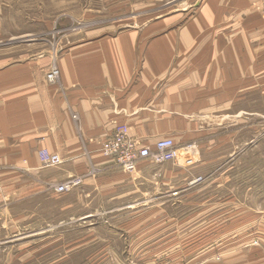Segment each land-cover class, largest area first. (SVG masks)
Instances as JSON below:
<instances>
[{"label":"crops","instance_id":"obj_1","mask_svg":"<svg viewBox=\"0 0 264 264\" xmlns=\"http://www.w3.org/2000/svg\"><path fill=\"white\" fill-rule=\"evenodd\" d=\"M261 3L202 0L184 25L163 17L154 27L108 31L100 24L77 30L70 18L52 16L43 35H60L59 42L36 55L0 61V227L12 223L15 241L61 229L63 244H80L84 238L64 241L70 229L98 226L106 221L102 217L129 211L130 220L119 227L126 228L133 246L144 245L149 212L166 211L164 204L150 206V196L210 192L222 181L215 176L222 165L241 164L245 170L250 153L260 155L254 160H261L257 172L263 174L264 129L248 126L246 152L238 143L241 114H260L241 105L264 99ZM52 65L60 71L56 84L46 79ZM119 131L138 147L172 139L190 148L182 154L188 158L163 165L144 161L135 173H126L101 153ZM229 144L240 148L217 156ZM41 150L60 156L62 164L43 168ZM203 170L210 182L194 189ZM74 179L81 183L67 194L48 188ZM241 183L247 188L241 203L228 195L190 209V241L206 243L195 257L207 264H264V187ZM49 212L59 215L50 221ZM157 223L166 225V219ZM140 254L146 256L144 250Z\"/></svg>","mask_w":264,"mask_h":264},{"label":"rangeland","instance_id":"obj_2","mask_svg":"<svg viewBox=\"0 0 264 264\" xmlns=\"http://www.w3.org/2000/svg\"><path fill=\"white\" fill-rule=\"evenodd\" d=\"M201 3L202 0H0V61H17L25 55H36L48 50L50 44L55 43L54 40L59 42L60 35L54 36L56 39L52 35H43L45 31H49L47 22L53 21L52 16L64 15L65 19L70 18L67 22L75 25L77 30L89 29L98 24L106 27L107 31L121 27H154L158 18L163 17L176 18L175 23L184 25L196 15ZM258 10L262 16L261 4ZM173 24V20L167 23L171 28ZM27 31L34 33L22 35ZM241 107H249L248 110L258 111L260 114H241V126L244 128L238 141L241 148L236 149L234 144H229L222 147L223 149H218L217 156L226 158L239 148L245 149L246 152L245 144L248 142V135L252 134L248 126L256 125L264 129V99H251ZM213 153L207 152L206 156L213 157ZM184 155L183 158H188L187 154ZM259 156L255 153L244 156L249 157L248 160H243L245 170H241V164L222 165L215 174L221 176L222 181L210 186V192H201L196 196L189 192L165 197L150 196V206L164 204L166 211L149 212V243L133 246L126 237V228L119 227L122 222L130 220L129 211L117 213L118 218H111L109 215L102 217L101 220H106L107 223L105 221L98 226L86 227L80 231L70 229L64 241L84 238L80 244H63L61 229H53L46 234L24 236L15 241V229L11 223L5 226V229L0 227V264H207L206 259L195 257L197 253L205 252L206 243H202L203 240L198 244L190 241V232L193 230L190 209L206 204L207 200H210V203L219 202L228 195L231 202L241 203L247 193L242 180H251V183H256L259 188L264 187V173L257 172L263 164L260 159L254 160V157ZM199 176H202L203 180L194 186V189H203L210 182L205 179L204 170L199 172ZM226 181L229 182L226 184ZM249 204L255 203L251 201ZM58 215L59 213L49 212L48 220H55ZM159 218L166 219V225H159L158 228ZM142 250L146 252L144 257L140 254ZM68 252L69 259L66 258Z\"/></svg>","mask_w":264,"mask_h":264},{"label":"built area","instance_id":"obj_3","mask_svg":"<svg viewBox=\"0 0 264 264\" xmlns=\"http://www.w3.org/2000/svg\"><path fill=\"white\" fill-rule=\"evenodd\" d=\"M261 13L264 19V0L261 3ZM47 82L56 84L60 80V71L56 65H52L47 74ZM188 147L179 148L172 139H162L158 141L154 148L138 147L137 143L130 140L125 132L119 131L113 137L107 139L102 147V155L118 164L126 173H135L138 165L144 161L151 162L154 165H163L167 162H176L183 153L189 152ZM40 161L43 168L57 167L62 164L60 156L50 154L46 150L39 152ZM187 164L191 163L190 159L186 160ZM1 176L0 169V192H1ZM203 180L199 177L193 181L199 184ZM81 183L80 179L70 180L60 184H50L49 190L56 195H64L71 192L75 187Z\"/></svg>","mask_w":264,"mask_h":264}]
</instances>
